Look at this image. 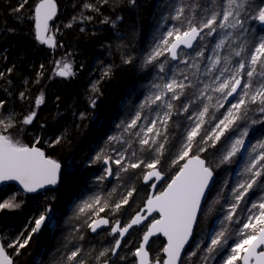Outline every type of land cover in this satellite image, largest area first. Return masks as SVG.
Segmentation results:
<instances>
[{
	"label": "snow or ice",
	"instance_id": "snow-or-ice-1",
	"mask_svg": "<svg viewBox=\"0 0 264 264\" xmlns=\"http://www.w3.org/2000/svg\"><path fill=\"white\" fill-rule=\"evenodd\" d=\"M27 3L23 0L14 11H22ZM128 3L138 6V0ZM84 7L99 10L91 4ZM159 7L156 32L163 24L171 26L162 35L153 36L150 50L140 60L141 69H156L158 80L152 82L131 118L117 125L121 133L107 138L110 154L101 149L90 161L105 166L97 182L114 177L123 182V191L112 202L100 196L83 201L77 205V216H87L84 223L92 233L109 228L108 235L114 238L110 248L99 252L97 264H109L111 257L127 259L119 255L127 243L125 236L153 213L158 215L145 226L141 242L130 253L135 258L130 264H185L182 253L198 227L201 202L215 183L216 170L239 161L242 167L229 189L231 202L218 220V229L203 237L189 259L197 256L203 244L202 264H211L217 255L221 264H264V137L246 144L253 126L264 125V0H160ZM56 14L55 0H39L33 10L35 37L49 47H56L54 36L48 35L49 22ZM167 61L175 64L166 67ZM136 62L133 55L123 59L125 65ZM55 75L73 76L72 65L57 62ZM93 90L98 91L95 85ZM42 103L43 94L35 100L37 107ZM4 107L0 101V109ZM180 116L183 121L173 120ZM35 119L32 111L21 123L30 126ZM173 124L181 130L175 143L170 132ZM14 126L10 120H0V183L15 181L26 194L57 185L61 164L37 146L39 137L31 145L14 139L10 133ZM61 140L57 137L50 146ZM210 150H215L210 153L214 159L204 156ZM169 162L175 168L171 176L165 169ZM112 165L123 173L139 170L137 177L142 176L153 190L144 206L124 224L100 215L105 210L116 215L130 208L137 196L133 178L125 180L114 174ZM158 184L163 190L157 189ZM250 193H258V198L250 199ZM20 207L14 197L0 202V211ZM51 213L49 206L26 234L0 240V264H17L16 258L24 255L33 236L53 221ZM158 234L167 238L164 259L150 255L149 242ZM79 239L83 240V235ZM82 251L73 244L62 254L60 264H86Z\"/></svg>",
	"mask_w": 264,
	"mask_h": 264
},
{
	"label": "trees",
	"instance_id": "trees-1",
	"mask_svg": "<svg viewBox=\"0 0 264 264\" xmlns=\"http://www.w3.org/2000/svg\"><path fill=\"white\" fill-rule=\"evenodd\" d=\"M38 1L28 0L24 9L17 12L14 9L23 0H0V73H3L0 101L5 104L0 109V120L15 124L10 129L14 139L19 138L31 145L34 138L39 137L41 143L37 146L63 165V173L58 189L37 197L26 196L16 186L1 189L0 202L14 197L21 207L0 211V236L10 227L17 229L16 222L24 213L41 208L45 211L50 206L52 226L33 236L24 255L16 258L17 264H60L62 254L73 244L83 249L86 264H97L99 252L110 248L114 238L108 235L109 231L91 234L84 223L87 216H77V205L96 196L115 201L123 191V182L114 177L97 182L96 178L103 175L105 166L90 161L101 149L110 152L107 138L121 133L117 125L131 118L148 94L152 82L158 80L156 69L150 66L141 69L140 60L150 50L153 36L162 35L171 23L163 24L159 33L156 32L161 13L160 0H138L136 7L128 0H108L107 3L103 0H55L62 25L60 32L54 35L56 47H48L36 41L34 35L33 10ZM86 4L99 10H89L84 7ZM105 20L108 23H104ZM69 24L72 27H68ZM127 55L135 56L137 62L125 65L123 59ZM57 62L71 64L74 75L56 77ZM169 64L175 62L167 61L166 67ZM106 71L108 76L104 75ZM94 85L98 91L93 90ZM21 93H24L23 99ZM41 94L44 103L37 107L35 100ZM93 100L95 107H92ZM32 111L36 112V119L32 125L24 126L21 121ZM183 119V116L173 118L174 121ZM180 131L174 124L170 127L173 143ZM57 137H62L61 143L51 147ZM251 137L254 141L264 137V125H256ZM136 147L133 145L134 149ZM213 151L204 156L214 159L210 156ZM238 164L239 161L216 170V183L200 213L194 240L214 228L224 215L227 203L231 202L229 189L235 184L233 173ZM112 167L114 174L125 180L133 178L137 196L130 208L122 209L116 215L105 210L100 215L124 224L144 205L150 188L143 183L142 176L137 177L139 170L123 173L115 165ZM165 169L167 176L175 172L170 162L165 164ZM9 189L16 190V193L9 192ZM218 193L220 202L216 203ZM257 197L258 193L249 194L252 200ZM36 200H40L37 205ZM145 228L134 229L126 238L127 243L119 255L127 259L111 257L109 264H130L135 259L130 253L139 245ZM80 235L83 240L79 239ZM194 240L186 254L192 251ZM149 246L152 257L163 259L165 244L162 239H153ZM197 257L192 259V264L196 263Z\"/></svg>",
	"mask_w": 264,
	"mask_h": 264
},
{
	"label": "rangeland",
	"instance_id": "rangeland-1",
	"mask_svg": "<svg viewBox=\"0 0 264 264\" xmlns=\"http://www.w3.org/2000/svg\"><path fill=\"white\" fill-rule=\"evenodd\" d=\"M52 34H55V33H52V32L49 30L48 35H52ZM52 36H53V35H52ZM180 67H183V65H180ZM221 111H223V110H221ZM255 128H256V125L253 126V128L250 130V135H249L248 140L246 141V144H251V143H254V142H255L254 139H252V137H251V134H252V132L255 130ZM15 139H19V138H15ZM19 140H20V139H19ZM241 167H242V162H239V164H238V165L236 166V168L234 169L233 180H234L235 182H236V180L238 179V177L236 176V173L239 172V171L241 170ZM111 178H112V177H111ZM235 182H234V183H235ZM158 190H163V189L159 187ZM9 192L16 193V190L9 189ZM257 198H258V197H257ZM37 204H38V203H36L35 205H37ZM35 205H34V207H35ZM37 212H38V211H33L32 213H28V212L24 213V215H23L22 218L24 219L26 225L23 227V229L20 228V227H18L17 229H16V227H10V228H8L7 230H5L4 232L1 233V238H2V239H5V238H7V239H14V238L18 237L21 233H25V234H26L25 230H26V229L30 230V229L34 226V219H35V218H38L39 215H37ZM151 220H152V219H151ZM52 224H53V222H51V223L49 224L48 227H51ZM218 227H219V224L216 223V225H215L214 228L208 230L206 233L199 234V238H197V239L194 240L193 248H192V251H191V252L197 250V249H196V245H197L198 243L201 242V240L203 239V237H204L206 234H208V233H210V232H213V231L217 230ZM206 243H207V241L204 240V244H206ZM129 245H130V242L127 244V247H128ZM202 249H203V244L201 245V250L197 252V256H198V257L195 259V262H196L195 264H202V261L199 259V257L203 256V254H204L203 251H202ZM191 252H189V253L186 255V257H185V264H192V259H193L194 257H191V258L189 259V256H190V253H191ZM211 264H221V256H220V255H217V257H216L214 260L211 261Z\"/></svg>",
	"mask_w": 264,
	"mask_h": 264
},
{
	"label": "water",
	"instance_id": "water-1",
	"mask_svg": "<svg viewBox=\"0 0 264 264\" xmlns=\"http://www.w3.org/2000/svg\"><path fill=\"white\" fill-rule=\"evenodd\" d=\"M43 151H44V150H43ZM61 167H62V172H63V166L61 165ZM61 176H62V173H61ZM214 180H215V183H216V173H215ZM60 182H61V178H60L59 183H58L57 185H55V186H49L48 188H46V189H44V190H41V192L36 193V194H26V193H25V194L28 195V196H35V195H38V194H40V193H42V192H45V191L56 190V189L59 187ZM162 182H163V181H161L160 184H161ZM215 183L211 186L210 190L207 191V192L205 193V199L202 200V202H201L200 213H201L202 207H203V205H204V203H205V201H206V198H207L209 192L211 191L212 187H214ZM9 185L17 186V187H19V188L23 191L22 187H21L17 182H15V181H6V182H3V183H0V189L4 188L5 186H9ZM158 185H159V184H158ZM158 185H157V187H158ZM23 193H24V192H23ZM151 194H153V190H152V189H150V192H149V195H151ZM145 202H146V201H145ZM144 204H145V203H144ZM200 213H199V215H200ZM155 215H158V214H157V213H153V214H152V216H155ZM199 215H198V218H199ZM152 216H149V217H148V220H145L141 225H139V226H135L133 229H131L130 232H129V234H130L131 231H133L135 228L140 229V228L145 227L146 225H148L149 222H150L151 219H152ZM44 228H45V227H43V228L41 229V231H42ZM104 230H110V229H109V228H101V229L98 230L97 233H92V232H91V233L94 234V235H96V234H98V233H101V232L104 231ZM195 230H196V229H195ZM41 231H40V232H41ZM129 234H127V235L125 236V238H124L125 240H126V238H127V236H128ZM194 234H195V233H194ZM156 238H161V239L164 241V244H165V246H166V244H167V238L164 237V236H162V235H159V234H158L157 236H154V237L151 238V240H150V242H149V245H150L151 241H152L153 239H156ZM193 239H194V236H193V238L190 239L189 243H188L187 245H185L184 252L182 253V259H183L184 255H185L186 251L189 249V247H190V245H191ZM0 240H1V238H0ZM140 242H141V241H140ZM163 259H164V253H163Z\"/></svg>",
	"mask_w": 264,
	"mask_h": 264
},
{
	"label": "bare ground",
	"instance_id": "bare-ground-1",
	"mask_svg": "<svg viewBox=\"0 0 264 264\" xmlns=\"http://www.w3.org/2000/svg\"><path fill=\"white\" fill-rule=\"evenodd\" d=\"M39 3V1L37 2V4ZM56 3V2H55ZM61 15V13L59 12V9H57V14H56V16L53 18V20L52 21H50L49 22V24H50V31L52 32V33H55V34H58L59 32H60V29H61V25H62V23H61V19L60 20H58V17ZM257 27H259V25H257ZM55 34H52L53 36L55 35ZM34 35H35V31H34ZM35 39H36V37H35ZM36 41H38V42H40L39 40H37L36 39ZM46 45V44H45ZM46 46H48V45H46ZM49 47V46H48ZM56 77H58V78H61V77H59V76H56ZM109 154H110V152H108ZM60 163V162H59ZM61 164V163H60ZM62 165V164H61ZM63 166V165H62ZM63 173V172H62ZM111 178V177H110ZM110 178H108V179H110ZM144 183V182H143ZM163 183V182H162ZM161 183V184H162ZM145 184V183H144ZM146 185H148V184H146ZM9 186H14V185H9ZM160 185H158V187H159ZM5 187H7V186H5ZM17 187V186H16ZM158 187H157V189H158ZM19 188V187H18ZM3 189V188H2ZM20 189V188H19ZM58 189V188H57ZM212 189H213V187H212ZM211 189V190H212ZM1 190V189H0ZM21 190V189H20ZM22 191V190H21ZM49 191H55V190H49ZM23 192V191H22ZM46 192V191H45ZM45 192H42V193H45ZM211 192V191H210ZM209 192V193H210ZM42 193H40V194H42ZM23 194H25V193H23ZM40 194H38V195H35V196H28V195H26V196H28V197H37V196H39ZM209 195V194H208ZM149 196V195H148ZM208 197V196H207ZM207 199V198H206ZM40 200H36V202L35 203H38ZM205 204V203H204ZM144 206V205H143ZM142 206V207H143ZM204 206V205H203ZM141 207V208H142ZM203 208V207H202ZM202 211V210H201ZM44 211H43V209L41 208L40 210H38V212H37V215H40L41 213H43ZM51 215H52V217H53V213H51ZM155 216H157V215H155ZM200 216V215H199ZM104 217V216H103ZM108 218V217H107ZM199 219V218H198ZM53 222V221H52ZM17 225H18V227H20V228H22L23 229V227L26 225L25 224V221H24V219H22V218H18V220H17ZM12 225V224H11ZM46 228V227H45ZM44 228V229H45ZM43 229V230H44ZM135 229H138V228H135ZM42 230V231H43ZM41 231V232H42ZM104 231H109V230H104ZM104 231H102V232H104ZM145 231H146V228H145ZM41 232H39L38 234H40ZM91 232V231H90ZM101 232V233H102ZM92 234V233H91ZM98 234H100V233H98ZM98 234H96V235H98ZM94 235V234H93ZM195 235V234H194ZM128 237V236H127ZM0 238H1V236H0ZM142 239V238H141ZM161 239V238H160ZM2 240V239H1ZM194 240V239H193ZM193 242V241H192ZM192 244V243H191ZM186 253H187V251H186ZM185 253V255H187ZM185 255H184V257H185ZM184 257H183V260H184Z\"/></svg>",
	"mask_w": 264,
	"mask_h": 264
}]
</instances>
